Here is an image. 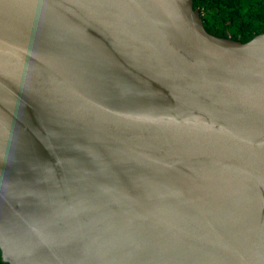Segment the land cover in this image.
<instances>
[{
  "label": "water",
  "instance_id": "obj_1",
  "mask_svg": "<svg viewBox=\"0 0 264 264\" xmlns=\"http://www.w3.org/2000/svg\"><path fill=\"white\" fill-rule=\"evenodd\" d=\"M8 264H264V31L192 0H0Z\"/></svg>",
  "mask_w": 264,
  "mask_h": 264
},
{
  "label": "trees",
  "instance_id": "obj_2",
  "mask_svg": "<svg viewBox=\"0 0 264 264\" xmlns=\"http://www.w3.org/2000/svg\"><path fill=\"white\" fill-rule=\"evenodd\" d=\"M192 5L213 36L245 43L264 31V0H192ZM0 264H8L1 252Z\"/></svg>",
  "mask_w": 264,
  "mask_h": 264
}]
</instances>
